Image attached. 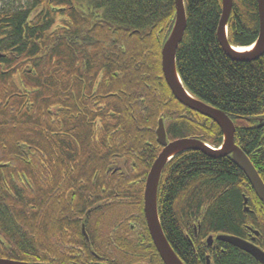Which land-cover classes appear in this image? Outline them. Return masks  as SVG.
I'll return each mask as SVG.
<instances>
[{
	"label": "trees",
	"instance_id": "obj_1",
	"mask_svg": "<svg viewBox=\"0 0 264 264\" xmlns=\"http://www.w3.org/2000/svg\"><path fill=\"white\" fill-rule=\"evenodd\" d=\"M44 1L27 0V5L15 7L8 0H0V54L6 56L0 60L2 85L14 83V78L15 83L18 82L20 72H2L4 67L10 68L14 63L10 56L12 50L17 54L27 52L19 62L21 68H27L28 65L29 69L32 65H29L28 60L33 56L31 53L41 52L39 55H43L48 46L56 43L55 36H46V30L56 16L54 10L48 7L43 9V26L40 29L30 31L26 25L34 5L38 6ZM183 1L186 28L175 55L176 71L182 85L191 96L231 118L235 127V144L249 158L264 183V126H259V119H264V54L252 62L230 60L216 37L221 0ZM54 3L60 7L58 11L63 12L68 21L67 51L59 53L56 48L47 57L36 60L41 61L40 65L47 66L46 76L51 75L44 82L46 87L43 86L41 90L42 100L46 95L52 97L54 94L57 98L59 94L74 104L76 101H88V98L80 100V94L89 93L93 98L99 94L105 95L107 104L104 113L111 116V122L104 123L97 144L75 148L63 156L59 146L54 147V152L53 147H49L43 139L29 135L31 132L36 133L33 130L43 120V113L33 118V121L26 120L25 113L20 111V104L12 100L13 97L7 98L11 91L0 89V159L13 158L17 163L20 175L17 185L20 189H14L16 193L20 191L18 206L22 210L27 211L30 202L34 200V206L41 205L43 208L41 195L45 193L42 192L41 182L45 181L47 171L59 177L62 171L71 174V171L79 168L84 180H89L96 172L99 179L110 180L113 182L111 186L117 184L122 190L128 186L126 180H137L141 175L143 178L157 154L154 131L160 118L169 117L167 136L171 138L199 132L208 135L203 139L208 144L215 147L222 144V133L211 120L207 119V123L198 120L195 126H191L179 116L186 113L187 109L172 99L164 84L161 48L174 22V0H94L93 6L87 7L86 11H80L71 0H54ZM258 30L257 0H233L227 24L229 44L236 47L250 46L256 41ZM53 66L66 68L67 80L72 82L71 89L67 87L61 93L56 90L59 77L53 71ZM77 77H82L84 81ZM27 78V74L20 75L21 82H34L35 86L41 83V80ZM94 93H97L95 97ZM42 105L44 107L43 101ZM51 108L54 109L53 106ZM76 111L73 105L72 117L58 112L60 118L57 126L62 130L70 127L74 133L76 125L81 124L88 130L85 123L87 118L84 116L77 120ZM178 111L173 119V112ZM83 113L86 114L85 111ZM203 130L204 133L201 132ZM15 132H19V135L15 136ZM66 140L69 141L68 138ZM16 143H23L19 147L24 152L14 148ZM148 143L152 146L149 147ZM28 152L33 153L32 164L29 165ZM117 158L135 162L138 174L122 179L118 176H105L107 161ZM8 161L15 165L14 161ZM3 173L11 178L10 169H1V181L4 179ZM21 175L33 189L30 194L26 192L27 183ZM67 178L73 176L68 175ZM162 178L161 189L159 186L162 229L169 244L184 256H188L189 248L181 232L189 229L192 221L199 220L202 211H205L202 218L205 231H222L232 235H238L241 224L247 218L256 217V214L243 212L245 198L247 206L257 214L264 211L244 174L228 156L210 158L199 152H189L172 159L166 165ZM109 185L99 183L98 194L101 195V189ZM0 197L1 205L4 201ZM88 204L83 203V210L94 203ZM207 206L209 208L206 212ZM104 207L100 205L96 209ZM13 217L12 212L1 206L0 225L4 231L9 232V239L15 244L14 235L17 232ZM259 219L264 220L263 217ZM23 228L28 229L27 224ZM36 232L38 234L39 231ZM28 249L31 250L25 246V250ZM244 261L236 249L228 247L225 255L219 256L215 264H244Z\"/></svg>",
	"mask_w": 264,
	"mask_h": 264
},
{
	"label": "flooded vegetation",
	"instance_id": "obj_2",
	"mask_svg": "<svg viewBox=\"0 0 264 264\" xmlns=\"http://www.w3.org/2000/svg\"><path fill=\"white\" fill-rule=\"evenodd\" d=\"M47 7L51 11L54 10L53 13L57 17L54 15L55 17H53L52 25L46 30V36H55L56 43L47 47V52L43 53L44 56L39 55L42 54L41 52H38V54L31 53L33 56L28 60L29 65H32L29 69L28 65L27 68H21L19 62L20 58L26 55L27 52L17 54L15 50H12L10 56L14 63L10 68L4 67L2 72L6 70L17 71V73L20 72L19 78L17 79L18 82L15 83L16 78H14V83H6L5 85L0 83V89L11 91V94L8 95L7 98L13 97L12 100L20 104V111L25 113L26 120L29 119L33 121V118H38L41 116V113H43V120H41L37 128L33 130H36V133L31 132L29 135L31 137L37 136L39 139H43L44 143L46 142L49 144V147H53V150L55 146H59L63 152V154H61L64 156L67 152L75 148L91 147L97 144L98 137L104 130V123H110L111 116L104 113L107 104L106 96L101 94L97 95V93H94V97L97 95L95 98L89 93L80 94V100L83 101V98H88V101H76L74 104L62 98L59 94L57 98L54 97L55 95L53 94L52 97L54 98H52L51 95L47 93L49 95H46L42 100L41 90L43 86L46 87L44 82H46L51 75L47 77V66L40 65L41 61L36 60L40 57H47L51 50H56V48H58L59 53L67 51L66 32H68V28L66 27V22L68 21L64 18L63 12L58 11V9H61L54 3V0H46L38 6L34 5V11H32L31 17L26 20V25L30 31L38 28L40 29L43 26L41 15L44 12L43 9ZM15 49H17V47H15ZM5 57V55L0 54V60H4ZM65 70V67L60 68L53 66V71H55L57 78L59 77L56 86V90L59 93L65 92L67 87L71 89L72 82H68ZM21 74H27V79L29 80H41V83L35 86L34 82L33 84L21 82ZM77 78L80 81H84L82 77ZM162 78L172 99H174L179 106L187 109L186 113L179 115L182 119L186 120L191 126H195L198 120H200V123H207V119L210 120L179 103L168 87L163 73ZM24 91H27V93H24ZM42 101L45 109L42 105ZM73 105L77 109L75 117L77 120H81L84 116L87 118L85 123L89 127L88 130L84 129L81 124L76 125V131L74 133L70 127L68 129L63 128L62 130V128L60 129L57 126L60 118L58 117V112H62L63 116H67L68 114L69 117H72ZM52 106L54 109L51 108ZM83 111H85L86 114H84ZM173 113L172 118L174 119L179 111ZM168 118L167 116L165 119H158V122L161 120L163 124L167 143L185 138H194L211 146L212 149L218 150L219 146L215 147L203 140L206 139L208 135L200 134L199 132L180 138H171L167 136V127L169 126ZM158 122L154 131L155 142L158 146L157 154L151 161L144 177L142 178L143 175H139L140 177H138L137 180H126L128 186L124 190L117 187V184L111 186L113 182L110 180L99 179V175L96 172L89 180H84L81 178L79 168L77 171H71V174L62 171L59 177H56L51 171H47L48 174L46 175L45 181L41 182V185H43L42 192L45 193L41 195L44 202L43 208L41 205L40 207L34 206V200L30 202L28 210L24 211L21 206H18V193L20 191L16 193L14 189L15 187L20 189L17 185L20 176L17 172V163L13 158L0 159V170L10 169L13 175H11L10 178L6 177V174L3 173L4 179H2V181L0 180V195L4 201L0 205V208L4 206L8 211L13 213L17 232L14 235L15 244H13L9 239V232L7 233L4 231L0 225V259L28 264H152L153 261L155 264H163L153 244L144 214V191L147 177L153 163L163 150V146L157 142L156 130L158 128ZM82 132H84V137L82 136ZM201 132L204 133V130ZM14 135H19V132H15ZM67 138L69 141L66 140ZM20 144L23 143H16L14 148L24 152V149L19 147ZM148 146L151 147L152 145L148 143ZM54 152L56 151L54 150ZM189 152H199L203 154L200 151H184L173 156L170 161ZM32 156L33 153L28 152V165L32 164ZM6 160L7 162H4ZM8 160L14 161L15 165ZM169 162H167L166 165ZM166 165L159 177L156 196L157 214L161 229L159 186L160 182L163 181L162 176ZM105 167V176H118L120 179L125 176L131 178L135 173L138 174L139 172L135 162H127L123 158L109 159ZM68 175L73 176V178H67ZM24 180L27 183L26 192L30 194L33 189L29 187V182L25 177ZM118 181L119 179L117 182ZM99 183L110 184V187L101 189V195L98 194ZM4 186L5 189H3ZM21 191H24V189ZM83 203L94 204L83 210ZM100 205H105V207L101 210H97L96 208ZM247 207L249 211L245 212L243 210V212L249 215L256 214V217L255 219L247 218L246 221L241 224L238 235L227 234L222 231H205L202 228V218L205 211H202V217L199 220L192 221L189 229H183L181 232L188 244V256H184L177 248L172 247L163 232L164 237L172 251L183 264H215L219 256L225 255V251L228 247H233L238 251L240 257L245 260L244 264H260L258 260L248 253L218 238L222 235L233 236L249 243L264 253V220L259 219L260 217L264 218V211H259L260 214H257V212L252 210L249 206ZM208 208L209 206H207L206 212ZM93 209L96 210L94 211ZM85 211L86 213L84 214ZM20 212H25V215ZM189 223L190 221L188 224ZM26 224L28 229L23 228ZM36 230L39 231L38 234ZM25 246L30 247L31 250H25ZM40 249H46L47 251H41Z\"/></svg>",
	"mask_w": 264,
	"mask_h": 264
},
{
	"label": "water",
	"instance_id": "obj_3",
	"mask_svg": "<svg viewBox=\"0 0 264 264\" xmlns=\"http://www.w3.org/2000/svg\"><path fill=\"white\" fill-rule=\"evenodd\" d=\"M233 0H221V15L216 30L217 41L224 54L232 61L252 62L264 54V0H257L258 37L247 47L250 50L238 51L231 46L227 39V24L232 10ZM175 17L172 28L161 48V70L164 79L175 99L183 106L209 118L220 129L223 137L221 148L212 149L209 145L194 138H185L167 143L161 120L156 130L157 142L163 146L162 152L153 163L145 185L144 214L153 244L163 264H183L172 251L166 241L157 214L156 196L160 174L170 159L184 151H200L211 158L228 156L231 162L244 174L257 199L264 207V183L246 154L235 144V127L231 118L218 110L191 96L184 88L175 66L176 50L181 42L186 28V14L183 0H174ZM259 126H264V119H259ZM243 210L249 211L247 199H244ZM220 240L248 253L260 264H264V253L249 243L228 235L218 237ZM0 264H28L0 259Z\"/></svg>",
	"mask_w": 264,
	"mask_h": 264
},
{
	"label": "rangeland",
	"instance_id": "obj_4",
	"mask_svg": "<svg viewBox=\"0 0 264 264\" xmlns=\"http://www.w3.org/2000/svg\"><path fill=\"white\" fill-rule=\"evenodd\" d=\"M75 6L80 8V11H86L87 7L93 6L92 2L94 0H71ZM8 3L15 7H23L28 4L27 0H8ZM2 5L0 4V7Z\"/></svg>",
	"mask_w": 264,
	"mask_h": 264
},
{
	"label": "bare ground",
	"instance_id": "obj_5",
	"mask_svg": "<svg viewBox=\"0 0 264 264\" xmlns=\"http://www.w3.org/2000/svg\"><path fill=\"white\" fill-rule=\"evenodd\" d=\"M235 49L241 52V51H245V50H250V47L249 48L236 47Z\"/></svg>",
	"mask_w": 264,
	"mask_h": 264
}]
</instances>
